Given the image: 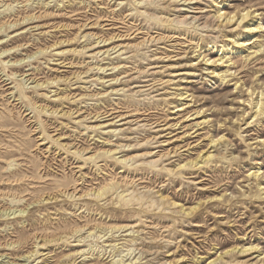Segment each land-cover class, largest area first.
<instances>
[{"label":"rangeland","instance_id":"obj_1","mask_svg":"<svg viewBox=\"0 0 264 264\" xmlns=\"http://www.w3.org/2000/svg\"><path fill=\"white\" fill-rule=\"evenodd\" d=\"M263 189L264 0H0V264H264Z\"/></svg>","mask_w":264,"mask_h":264},{"label":"bare ground","instance_id":"obj_2","mask_svg":"<svg viewBox=\"0 0 264 264\" xmlns=\"http://www.w3.org/2000/svg\"><path fill=\"white\" fill-rule=\"evenodd\" d=\"M224 15L223 14H221L220 13V15H219V17L220 18H222ZM251 16V13L250 12H243V14H241V15H239L238 16V18L237 19H235V16L234 17H224L226 20H227V22H232V21H237V23L238 24H240L241 22H245V21H247L248 23L250 22V21H252V19H248L249 17ZM224 19V20H225ZM223 20V21H224ZM251 24H248L247 25V31L248 32H251L252 30L253 31H255V29L257 30V27H253L252 25H253V22H250ZM237 24V25H238ZM261 28V27H260ZM238 43V42H237ZM242 43V42H241ZM238 45H240V44H238ZM235 47V46H234ZM208 61H209V59H207ZM93 61V60H92ZM214 63V62H213ZM255 92V91H254ZM262 96H263V93H262ZM255 102V101H254ZM255 105L256 106H259V108L257 109V114L258 115H261L262 114V112H263V110H262V105H263V102H262V97H261V99H259V101H257L256 103H255ZM255 106V107H256ZM57 112V111H56ZM225 137V136H224ZM221 139V138H220ZM216 141H218V140H216ZM213 142H215V141H213ZM219 142V141H218ZM217 142V143H218ZM214 144V143H213ZM200 156H202V155H200ZM208 156H209V154H208ZM203 158V157H202ZM206 158V157H205ZM204 158V159H205ZM208 158V157H207ZM207 160V159H206ZM194 163V162H193ZM185 164V163H184ZM196 165H197V163H196ZM264 190V189H263ZM65 193V192H64ZM92 193V192H91ZM67 194V193H66ZM73 194V193H72ZM76 194V193H75ZM91 195V194H90ZM198 205V204H197ZM192 209V208H191ZM194 209V208H193ZM78 231V230H77ZM80 232V231H79ZM78 232V233H79ZM82 233V232H81ZM82 235V234H81ZM92 236H94L93 235V233H92ZM241 249V248H240ZM252 249V248H251ZM231 250V249H230ZM249 249H247L246 251L244 250V252H247ZM234 251V250H233ZM237 251H238V249H237ZM228 252V251H227ZM241 252V251H240ZM230 253V252H229ZM32 254V253H31ZM225 255V254H224ZM191 259V258H190ZM220 259V258H219ZM214 262V261H213ZM218 263V262H217Z\"/></svg>","mask_w":264,"mask_h":264}]
</instances>
